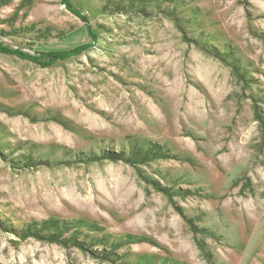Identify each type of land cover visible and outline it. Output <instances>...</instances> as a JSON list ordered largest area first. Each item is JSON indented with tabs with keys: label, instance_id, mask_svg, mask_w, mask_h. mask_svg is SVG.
I'll use <instances>...</instances> for the list:
<instances>
[{
	"label": "rangeland",
	"instance_id": "374dc122",
	"mask_svg": "<svg viewBox=\"0 0 264 264\" xmlns=\"http://www.w3.org/2000/svg\"><path fill=\"white\" fill-rule=\"evenodd\" d=\"M0 48V264H264V0H0Z\"/></svg>",
	"mask_w": 264,
	"mask_h": 264
},
{
	"label": "trees",
	"instance_id": "16d2710c",
	"mask_svg": "<svg viewBox=\"0 0 264 264\" xmlns=\"http://www.w3.org/2000/svg\"><path fill=\"white\" fill-rule=\"evenodd\" d=\"M0 51H3V48H0ZM16 53H18V52H16Z\"/></svg>",
	"mask_w": 264,
	"mask_h": 264
}]
</instances>
